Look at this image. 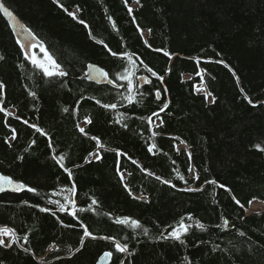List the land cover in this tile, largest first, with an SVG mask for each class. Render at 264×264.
Masks as SVG:
<instances>
[{
  "label": "trees",
  "instance_id": "16d2710c",
  "mask_svg": "<svg viewBox=\"0 0 264 264\" xmlns=\"http://www.w3.org/2000/svg\"><path fill=\"white\" fill-rule=\"evenodd\" d=\"M2 1L43 45L28 57L0 11V172L37 189L0 194V227L14 229L29 249L0 247V264H96L106 251L111 264H264V211L246 210L264 202V152L255 148L264 147V0H140L131 13L135 0H59L63 8L54 0ZM74 9L76 19L68 15ZM45 49L67 76L48 77L31 62L47 60ZM90 63L117 86L87 80ZM126 69L135 85L131 103L119 79ZM96 152L101 159L90 155ZM73 183L76 208L61 212L50 201L67 204ZM124 217L139 220L148 235L115 223ZM181 218L191 225L185 243L160 239ZM82 225L97 238L83 237ZM117 240L131 255L116 251Z\"/></svg>",
  "mask_w": 264,
  "mask_h": 264
},
{
  "label": "snow or ice",
  "instance_id": "6c2138e0",
  "mask_svg": "<svg viewBox=\"0 0 264 264\" xmlns=\"http://www.w3.org/2000/svg\"><path fill=\"white\" fill-rule=\"evenodd\" d=\"M55 3L59 4V0H54ZM136 4L137 5H140V0H135ZM128 3V0H125V5H127ZM60 7H64L62 4H59ZM65 11H68L66 8L64 9ZM132 8H128V11L129 13L132 12ZM0 11L3 12V14L5 16H8V17H11L13 19H15L16 17L14 16L13 12L9 10V8L5 5L4 2H0ZM68 15L69 16H72L73 19H76V16H75V13L73 12H68ZM109 20H111V17H109ZM81 24H84V21L83 20H80L79 21ZM114 24V22H113ZM23 27V26H22ZM149 32H151V29L148 30ZM89 34L91 35V32H89ZM143 34V33H142ZM94 38V37H93ZM100 43H103L102 41H100ZM23 47H27L26 45H22ZM106 48H107V45H104ZM109 52H111V54L113 56H116L117 53L116 52H113L111 49H108ZM159 51V50H158ZM45 52H46V55H47V59H48V64L51 66L49 67L48 65H45L43 63H40L39 61H37L34 57L32 58V63L34 65H37L39 68H41L43 70V73L44 75L48 76V77H54V76H59V77H65L68 75V73L65 71V70H62L61 69V66L60 64H58L55 59L50 55V54H47V50L45 49ZM127 55V54H125ZM165 55H169L168 53H165ZM4 57L2 55H0V60H3ZM128 60L132 63H134V61L132 60V56L131 55H128ZM145 67L147 68V65H145ZM96 71L103 77L107 78V73L106 72H103V70L101 69H96ZM147 71L151 73L152 76H155L157 77V79L160 81V82H163L164 81V77L162 75H157L156 72H154L151 68H147ZM120 80H124L126 81V87L130 90L129 91V94L127 96H122V99H126L127 101H129L130 103L134 100V96L133 94L131 93V90L133 88H135V85L133 83V76L131 74H129V70H125V72L123 74L120 75L119 77ZM141 79L145 82V83H152V81L150 79H148V77H141ZM109 83H113V81H109ZM123 86V85H122ZM5 88V84L0 81V94H2V90ZM166 91V89H165ZM136 92L140 95V96H143V93L142 92H139V89H136ZM31 95L33 97L36 96V93L35 92H32ZM212 96V93L211 92H206L205 93V97H211ZM156 97L159 98L160 97V92L157 91L156 92ZM212 103H215V97L212 98ZM97 104H100L101 102L99 100L96 101ZM249 103H251V100H249ZM103 108L105 109H115L116 108V104H102L101 105ZM168 108V104H163V106L160 108V112H164L166 109ZM0 111H4L3 108H0ZM65 112L68 111L67 108L64 109ZM8 115H12V113H8ZM153 115L159 117V113H153ZM17 119H19V117H17ZM149 124L152 123V120L151 118H149ZM24 123L25 124H28V121L27 120H24ZM87 123H92V121L89 119L87 121ZM164 123L163 120L160 121V124L157 125L158 127L159 126H162ZM124 127H127V125H123ZM31 127L35 128L36 131L42 135H47V133L40 127L36 126V125H31ZM79 131L81 133H84L85 132V129L84 128H79ZM12 132H13V139H15V132H16V129H12ZM154 135H156L154 133ZM91 139L93 140H96L97 141V145L98 147L102 148L103 145L99 143V139L98 137L96 136H92L90 137ZM50 139V138H49ZM33 143H35V141H33ZM156 144H152L149 148H148V151L149 152H152L153 149H156ZM255 148L258 149L259 151L261 152H264V147L261 146V144H256L255 145ZM122 153H118V155H121ZM90 155L94 156L95 159L99 160L101 159L100 155L98 153H91ZM20 159H23L22 157ZM54 159H57L56 157H54ZM66 157L64 155H60L59 158L57 159V163L59 164V166L61 168H63L67 173H68V176L71 177L72 176V171L71 169L67 168L65 166V161ZM89 163H91V161H88ZM189 171H194V169H189ZM149 175H154L153 173H149ZM195 179H199V176L196 175L194 176ZM124 179V176H123V173H121V180ZM156 179L157 180H161V182L163 184H171V182L167 179H162L160 176H156ZM180 179H184L183 176L180 177ZM209 183H212V184H215L216 182L215 181H210ZM171 186L173 188L176 187L175 184H171ZM125 187L127 188V184H125ZM221 187H223V185H221ZM7 189H11L12 191H15V192H20L22 190H27L28 192H32V193H36L37 192V189L33 188V187H28L26 184H24L23 182H17L15 181L11 176H8V175H3V174H0V192H4L6 191ZM187 191H201V189L199 188H189V189H186ZM69 195L68 196H65V200L67 201V204H61L59 200H56V201H50L51 203H54V204H57L59 205V210L61 212H67L68 211V206L71 205V207L73 209L76 208V202L74 199H72V194H75L76 192V186H75V183L72 184V186L70 188L67 189ZM138 199H141V200H144L145 197L143 195H141L140 197H137ZM237 204L240 203L239 200L236 201ZM97 204V201L95 199H92V205H95ZM36 207H38V205H36ZM241 207H243V205H241ZM89 208H91V205H89ZM83 210V209H82ZM40 211L42 212H49L50 209L47 208V207H43V208H40ZM71 215L73 217H77V212L75 210H73L71 212ZM193 217L191 215H189L187 217V219L191 220ZM116 224L118 225H127L131 228H134V229H142V233L143 235L147 236L148 235V232L149 230L147 228H143L142 224L140 223L139 220H136V219H130L128 217H124V218H118L116 219L115 221ZM225 224L228 223L227 220L224 221ZM65 227H69V225H64ZM200 229H204L205 228V225L200 223L197 225ZM83 227V237H88V238H92V239H96L97 237L93 236V233L91 231L88 230L87 226L86 225H82ZM172 228V230L170 232H168L167 235H164L163 233H161L160 235V239H163V240H168L170 238L176 240V241H179L180 244H184L185 243V240L182 238V236H186L187 233L189 232L190 228H191V225L189 224H186L184 222V218H181L180 221L178 222V225L173 227V226H169ZM167 231V230H165ZM240 235H245L243 232L240 233ZM0 237H7L8 239H3V238H0V247H6V248H11L14 244L16 245H19L21 248H23V250L25 252H28L29 249L24 247L23 244L20 243V240L21 238L20 237H17L16 236V233H15V230L14 229H11V228H7V227H4V228H0ZM83 237L81 238L80 240V247H77L75 248V252L78 253L81 251V248L84 244V239ZM101 239H104V240H114L113 237H110V236H104V237H100ZM24 240V242L26 243L28 241V237L27 236H24L22 238ZM125 240H127V237H125ZM115 242V249L117 252L119 253H124V254H128V255H131L130 251H129V245L128 243H121L120 241H114ZM106 257H111L112 256V253L109 252V253H106L105 254ZM120 264H123V261L120 262ZM186 264H191V261H187Z\"/></svg>",
  "mask_w": 264,
  "mask_h": 264
},
{
  "label": "water",
  "instance_id": "95a60500",
  "mask_svg": "<svg viewBox=\"0 0 264 264\" xmlns=\"http://www.w3.org/2000/svg\"><path fill=\"white\" fill-rule=\"evenodd\" d=\"M0 2H3L2 0H0ZM5 3V2H4ZM6 5V4H5ZM7 6V5H6ZM9 8L10 11L13 12L14 16L16 17L15 19L5 16L3 14V12L1 11L2 15L4 16V18L8 21V23L10 24V27L15 35V37L21 42L22 45H26L27 47H23L26 51V53L28 55H30V49L31 46L33 44H40L42 45V42H40L35 36L34 34L26 27V25L23 23V21L21 20V18L17 15V13L11 9L9 6H7ZM23 26V27H22ZM96 69H101L103 70V72H107V70L95 63H90L87 67L86 73H85V77L87 80L95 82V83H106L112 86H117L116 82L111 79V77L109 76V74L107 75V78L101 76ZM113 81V83H109V81ZM0 174H3L2 172H0ZM5 175V174H3ZM15 180V179H14ZM17 181V180H15ZM17 182H21V181H17ZM24 191V190H22ZM20 191V192H22ZM4 192H15L12 191L11 189H7ZM3 192H0V194ZM110 251H106L104 252L99 259L97 260L96 264H111L112 261V256L111 257H106V253H109Z\"/></svg>",
  "mask_w": 264,
  "mask_h": 264
},
{
  "label": "rangeland",
  "instance_id": "374dc122",
  "mask_svg": "<svg viewBox=\"0 0 264 264\" xmlns=\"http://www.w3.org/2000/svg\"><path fill=\"white\" fill-rule=\"evenodd\" d=\"M44 59V58H43ZM40 63H43V64H45V65H48L49 67H51L49 64H48V59L47 60H44V61H39ZM264 209V205H262V204H256L254 207H252V209L251 210H249L250 212H254V211H256V212H259V211H261V210H263ZM250 212H248V213H250Z\"/></svg>",
  "mask_w": 264,
  "mask_h": 264
},
{
  "label": "bare ground",
  "instance_id": "6f19581e",
  "mask_svg": "<svg viewBox=\"0 0 264 264\" xmlns=\"http://www.w3.org/2000/svg\"><path fill=\"white\" fill-rule=\"evenodd\" d=\"M9 26H10V24H9ZM20 42V41H19ZM21 43V42H20Z\"/></svg>",
  "mask_w": 264,
  "mask_h": 264
}]
</instances>
